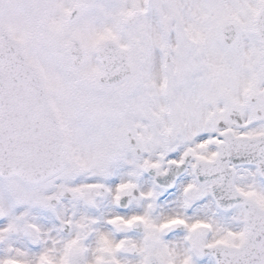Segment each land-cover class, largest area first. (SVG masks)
Instances as JSON below:
<instances>
[{
  "label": "snow or ice",
  "instance_id": "1",
  "mask_svg": "<svg viewBox=\"0 0 264 264\" xmlns=\"http://www.w3.org/2000/svg\"><path fill=\"white\" fill-rule=\"evenodd\" d=\"M0 264H264V0H0Z\"/></svg>",
  "mask_w": 264,
  "mask_h": 264
}]
</instances>
